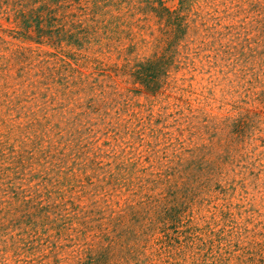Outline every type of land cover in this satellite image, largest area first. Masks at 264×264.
<instances>
[{"label": "rangeland", "instance_id": "1", "mask_svg": "<svg viewBox=\"0 0 264 264\" xmlns=\"http://www.w3.org/2000/svg\"><path fill=\"white\" fill-rule=\"evenodd\" d=\"M189 2L157 94L140 2L83 48L0 11V264H264V0Z\"/></svg>", "mask_w": 264, "mask_h": 264}, {"label": "trees", "instance_id": "2", "mask_svg": "<svg viewBox=\"0 0 264 264\" xmlns=\"http://www.w3.org/2000/svg\"><path fill=\"white\" fill-rule=\"evenodd\" d=\"M140 2L139 13L148 16L154 14L165 24L166 49L162 55L155 54L152 58L132 67L136 82L145 92L157 94L164 85L163 79L168 76L174 65V47L184 38L188 30L187 16L183 11L191 8L190 0H179V7L168 6L164 0H121V4ZM112 0H0L2 15H10L21 24V36L28 35L36 43L49 42L58 48L63 42L74 40L79 47L91 43V36L98 34L106 16V7ZM76 13L66 14L67 10ZM77 19L74 22V19ZM89 21L93 25H89ZM74 29H68L72 28ZM172 54V55H171Z\"/></svg>", "mask_w": 264, "mask_h": 264}]
</instances>
